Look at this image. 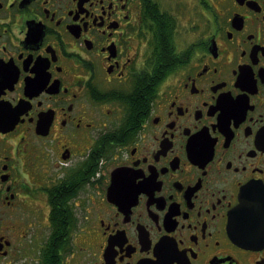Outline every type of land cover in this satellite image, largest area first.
I'll return each instance as SVG.
<instances>
[{"label":"flooded vegetation","instance_id":"flooded-vegetation-1","mask_svg":"<svg viewBox=\"0 0 264 264\" xmlns=\"http://www.w3.org/2000/svg\"><path fill=\"white\" fill-rule=\"evenodd\" d=\"M0 264H264V0H0Z\"/></svg>","mask_w":264,"mask_h":264},{"label":"water","instance_id":"water-1","mask_svg":"<svg viewBox=\"0 0 264 264\" xmlns=\"http://www.w3.org/2000/svg\"><path fill=\"white\" fill-rule=\"evenodd\" d=\"M117 171H118V170H117ZM115 173H116V172H114V176H115Z\"/></svg>","mask_w":264,"mask_h":264}]
</instances>
